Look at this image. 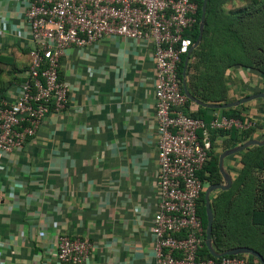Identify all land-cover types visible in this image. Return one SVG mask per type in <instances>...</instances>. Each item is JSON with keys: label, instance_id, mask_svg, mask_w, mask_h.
Wrapping results in <instances>:
<instances>
[{"label": "crops", "instance_id": "0c3cea01", "mask_svg": "<svg viewBox=\"0 0 264 264\" xmlns=\"http://www.w3.org/2000/svg\"><path fill=\"white\" fill-rule=\"evenodd\" d=\"M29 5L30 0H0V102L17 99L28 75L34 46ZM199 47L186 73L193 97L225 105L264 92L258 70L223 69L212 49ZM155 73L148 43L111 36L66 50L59 69L69 85L66 108L52 111L32 139L0 159V264H63L56 257L62 235L90 240L83 264H155ZM261 100L239 105L262 125L250 139L264 136ZM223 110L191 100L186 107L205 122L224 116ZM224 140L215 136V154L223 152ZM238 156L225 159L233 183L243 167Z\"/></svg>", "mask_w": 264, "mask_h": 264}, {"label": "built area", "instance_id": "2783aa9c", "mask_svg": "<svg viewBox=\"0 0 264 264\" xmlns=\"http://www.w3.org/2000/svg\"><path fill=\"white\" fill-rule=\"evenodd\" d=\"M198 12V0H30L26 21L34 46L17 99L0 102V159L32 139L52 111L66 108L69 85L59 75L66 50L111 36L151 44L158 134L155 264H249L246 255L200 256L206 234L198 208L209 185L200 173L212 157L211 132L249 129L256 121L215 116L206 123L186 112L179 68L194 44L188 34L200 25ZM91 249L88 238L62 235L56 257L83 264Z\"/></svg>", "mask_w": 264, "mask_h": 264}, {"label": "trees", "instance_id": "16d2710c", "mask_svg": "<svg viewBox=\"0 0 264 264\" xmlns=\"http://www.w3.org/2000/svg\"><path fill=\"white\" fill-rule=\"evenodd\" d=\"M219 3H221L220 0H208L205 31L199 48L209 46L208 48L213 51V57L217 59L216 63L219 65L221 64L222 66L224 65L223 69H226L232 66L230 59H225L223 57L219 59L218 55L215 53V47L207 43L213 28L211 27L215 18L213 14L216 13V7ZM198 4V21L200 22L203 0H198ZM188 36L192 39L193 43L196 42L199 36V24L191 33L188 34ZM227 57H229V54ZM185 58L186 55L183 56L182 63L179 68L181 79ZM242 66L258 70L264 77V68H259L251 64H242ZM29 67L30 63L28 70ZM189 70L190 64L188 65L187 74H189ZM247 96L249 95H243V97ZM223 113L226 117L240 119L244 122L250 120L249 117L241 110V106L224 109ZM193 116L204 120V118L199 115ZM261 128L262 125L256 121L255 125L249 129L240 130L232 128L229 130L212 131L213 135L211 136V139L213 146V140L218 134L225 138V145L223 146L224 151L245 143ZM238 154L241 155V163L243 167L238 175L235 176L231 189L228 191H220V195L217 199L210 197L214 213L212 242L218 252H224L239 246H247L255 249L264 257V182H261L262 184L258 183V180L251 175L252 169L258 168L262 170L264 167V146H254ZM218 160L219 155L213 152L211 160L206 165L204 171L200 173L202 180L206 183L208 182V184L219 183L222 181L218 168ZM198 213L201 216L204 228L206 229L207 216L204 192H202L200 197ZM200 256L215 259V257L208 252L205 245L200 251ZM246 256L249 258V264H260L258 259L255 257L250 255Z\"/></svg>", "mask_w": 264, "mask_h": 264}, {"label": "rangeland", "instance_id": "374dc122", "mask_svg": "<svg viewBox=\"0 0 264 264\" xmlns=\"http://www.w3.org/2000/svg\"><path fill=\"white\" fill-rule=\"evenodd\" d=\"M220 2L216 7V13L213 14L215 16L211 25L213 28L207 43L215 47L219 59L222 57L230 59L232 69L244 68L242 64L264 68V0ZM237 155L241 161V155ZM251 175L262 184L264 167L262 170L252 169ZM219 195L220 191H215L211 197L217 199Z\"/></svg>", "mask_w": 264, "mask_h": 264}, {"label": "water", "instance_id": "95a60500", "mask_svg": "<svg viewBox=\"0 0 264 264\" xmlns=\"http://www.w3.org/2000/svg\"><path fill=\"white\" fill-rule=\"evenodd\" d=\"M207 3L208 0H203L202 4V14L200 19V25H199V36L196 40V42L190 47L186 58L184 60V67L182 72V83H183V89L188 97L189 100L196 102L197 104L204 106L206 108H232L237 107L241 104L250 102L252 100L256 99H262L264 100V92H258L252 95H249L247 97H244L238 101H234L232 103H228L225 105H208L204 104L195 97H193L190 92L188 91L187 84H186V73H187V67L189 63V58L193 52L194 49H196L203 38V32L205 28V21H206V12H207ZM254 146H264V136L262 139H249L245 143L226 149L219 155L218 160V168L219 172L222 177V181L219 183L209 184L205 190H204V199H205V208H206V216H207V226L205 229L206 239H205V246L208 250V252L215 258H222L224 256H236V255H250L258 259L260 264H264V257L255 249L247 246H239L232 249H229L224 252H218L216 251L213 242H212V230H213V223H214V213L211 206V194L215 191H228L231 189L233 185V178L230 175V173L225 168V159H227L230 156L236 155L248 148L254 147Z\"/></svg>", "mask_w": 264, "mask_h": 264}]
</instances>
